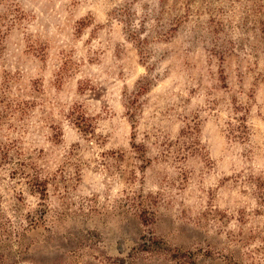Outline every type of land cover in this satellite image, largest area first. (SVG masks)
<instances>
[{"label":"rangeland","instance_id":"374dc122","mask_svg":"<svg viewBox=\"0 0 264 264\" xmlns=\"http://www.w3.org/2000/svg\"><path fill=\"white\" fill-rule=\"evenodd\" d=\"M0 264H264V0H0Z\"/></svg>","mask_w":264,"mask_h":264}]
</instances>
